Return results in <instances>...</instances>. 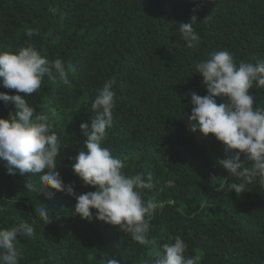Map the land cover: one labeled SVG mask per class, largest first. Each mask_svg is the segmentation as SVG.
Wrapping results in <instances>:
<instances>
[{
	"label": "trees",
	"instance_id": "16d2710c",
	"mask_svg": "<svg viewBox=\"0 0 264 264\" xmlns=\"http://www.w3.org/2000/svg\"><path fill=\"white\" fill-rule=\"evenodd\" d=\"M193 7L194 0H0V50L33 45L47 59L75 66L70 86L45 76L28 102L37 114L51 107L60 117L57 170L77 195L95 191L71 167L86 139L80 124L95 117L97 90L115 78L113 125L103 146L125 161V174L152 177L154 189L143 190V199L155 196L158 208L147 238L160 248L179 236L200 264H264V185L256 178L239 197L227 190L225 179L233 177L217 161L229 154L215 137L190 130L193 106L185 98L207 94L195 65L216 51H229L237 63L264 59V0H202L193 25L200 43L189 48L178 24L189 22ZM26 28L39 35L27 37ZM249 94L254 108L264 107V88ZM14 111L0 101V118ZM43 187L32 173L8 174L0 161V206L7 209L0 228H34V238L17 235L19 264H107L113 256L120 264H155L152 246L96 219L95 210L82 220L72 196ZM40 203L50 210L48 225L34 212Z\"/></svg>",
	"mask_w": 264,
	"mask_h": 264
},
{
	"label": "clouds",
	"instance_id": "9594fccd",
	"mask_svg": "<svg viewBox=\"0 0 264 264\" xmlns=\"http://www.w3.org/2000/svg\"><path fill=\"white\" fill-rule=\"evenodd\" d=\"M201 2L194 0L189 22L178 24L181 38L189 48L200 43L193 25L198 23L196 13ZM25 35L29 38L39 35V28H26ZM251 60L255 63H237L227 50L212 53L195 65L207 94L200 96L193 91L185 97L190 95L193 106L187 119L190 130L204 138L211 135L225 146L229 155L217 163L233 177L232 182L225 179L226 187L238 197L256 178L264 185V107L254 108V97L249 94L250 89L264 88V59L252 56ZM75 71L73 64L65 65L60 58L49 60L33 45L19 51L0 50V87L15 90V94L0 91V101L15 107L7 119L0 118V161L7 173H32L38 176L43 190L50 187L72 196L76 200L74 211L82 220H90L95 210L96 219L119 226L139 245L152 246L155 264H200L199 255H186L187 244L179 236L174 243H164L160 248L156 247L155 239L147 238L150 221L158 208L155 196L143 199V190L154 189L152 177L145 179L143 173L125 174V161L103 146L107 130L113 125L115 78L105 81L97 90L91 103L95 117L90 123L80 124L86 139L71 166L83 184L95 191L77 195L74 184L64 183L56 165L61 147L54 124L60 117L51 107L37 114L28 97L41 89L45 76L53 83L70 86L68 77ZM218 97L227 98V102L218 104ZM26 187L34 190L32 181H27ZM6 211L0 206V213ZM34 212L45 225L52 222L46 205L40 203ZM18 234L24 239L34 238V228L26 222L9 229L0 228V264H19ZM107 264H120V260L113 256Z\"/></svg>",
	"mask_w": 264,
	"mask_h": 264
}]
</instances>
